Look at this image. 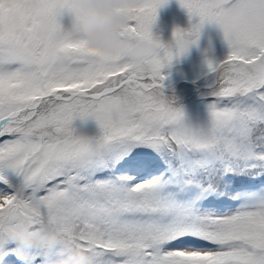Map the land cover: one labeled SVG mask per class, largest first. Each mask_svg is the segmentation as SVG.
<instances>
[{"label":"snow or ice","instance_id":"snow-or-ice-1","mask_svg":"<svg viewBox=\"0 0 264 264\" xmlns=\"http://www.w3.org/2000/svg\"><path fill=\"white\" fill-rule=\"evenodd\" d=\"M164 2L121 0L129 55L87 44L75 0H0V214L78 233L95 264H264V0H180L195 22L169 38ZM205 23L230 51L193 111L164 70ZM60 254L9 244L0 264Z\"/></svg>","mask_w":264,"mask_h":264},{"label":"clouds","instance_id":"clouds-1","mask_svg":"<svg viewBox=\"0 0 264 264\" xmlns=\"http://www.w3.org/2000/svg\"><path fill=\"white\" fill-rule=\"evenodd\" d=\"M75 4L81 12L80 23L88 45L129 55L139 48L140 34L124 26L121 0H75ZM16 51L22 59L33 57V52L23 43L17 45ZM96 231L90 230L92 234ZM9 244H14L21 256L36 248H43L49 254L59 250L61 254L55 264H95L89 249L79 243L78 233L67 232L54 222L4 212L0 214V250Z\"/></svg>","mask_w":264,"mask_h":264},{"label":"rangeland","instance_id":"rangeland-1","mask_svg":"<svg viewBox=\"0 0 264 264\" xmlns=\"http://www.w3.org/2000/svg\"><path fill=\"white\" fill-rule=\"evenodd\" d=\"M62 25L70 27L73 21V14L67 10L63 11L60 17ZM189 13L182 6L180 0H166L158 9L157 23L155 30L164 38L171 37L176 27L189 28L191 23ZM227 41L224 38L222 29L214 23H205L199 40L178 57H175L170 68L164 71L168 75V83H171L177 96L191 110L203 107V96L201 93L207 91L208 77L206 58L216 61L224 59L229 53ZM194 81L187 85L181 82ZM180 80L176 83V81ZM78 127L85 130L89 127L98 128L97 122L93 118L85 121L77 120ZM4 138H0L2 140ZM208 246V245H205Z\"/></svg>","mask_w":264,"mask_h":264},{"label":"trees","instance_id":"trees-1","mask_svg":"<svg viewBox=\"0 0 264 264\" xmlns=\"http://www.w3.org/2000/svg\"><path fill=\"white\" fill-rule=\"evenodd\" d=\"M183 83H184V84L187 83V85L189 84L188 82H183V81H182V82H181V85H183ZM202 98H203V97H202ZM85 130H86V131H89V132H94V131L98 130V128L89 127L88 129H86V127H85ZM232 207H233V206H232ZM221 211H227V207L222 208Z\"/></svg>","mask_w":264,"mask_h":264},{"label":"water","instance_id":"water-1","mask_svg":"<svg viewBox=\"0 0 264 264\" xmlns=\"http://www.w3.org/2000/svg\"><path fill=\"white\" fill-rule=\"evenodd\" d=\"M178 82V81H177ZM177 82L175 84H177Z\"/></svg>","mask_w":264,"mask_h":264}]
</instances>
